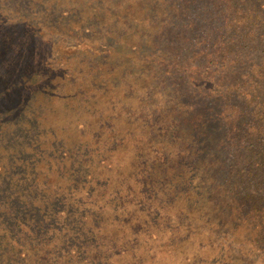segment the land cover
<instances>
[{"label": "trees", "instance_id": "obj_1", "mask_svg": "<svg viewBox=\"0 0 264 264\" xmlns=\"http://www.w3.org/2000/svg\"><path fill=\"white\" fill-rule=\"evenodd\" d=\"M147 1L0 0L1 132L8 135L7 131L12 132L16 124L25 123L24 119H38L44 123L61 112L67 116L66 121L78 127L80 136L84 126L92 135L89 142L92 151L82 150V143H79L62 152L65 160L74 162V167L66 163L64 168L57 169L61 174L69 173L74 177L67 178L66 207L62 210L53 207V215L42 218V222L55 223L65 217L69 224L85 229L80 236L82 243L76 239L61 247L54 241L58 253L65 252L60 255L61 258L64 256L61 264H101L102 260H109V252L97 232L106 207L111 209L110 216L117 228L115 232L125 236L127 246L135 239H143L146 245L160 242L158 231L148 228L143 231L148 220L169 221L172 209L178 217L192 214L189 213L193 211L194 203L191 195L188 201L178 197L179 204L189 203V212H185V207L179 208V204L172 202V197L151 190L155 182L164 178L187 180L185 176L191 171L203 168L213 139L212 131L206 126L209 118L218 122L221 128L214 149L231 153L236 146H251L254 139L264 138V67L259 71L255 62L249 70L240 71L247 61L239 50L242 45H228L226 37L232 30L238 32L242 27L240 23L249 19L250 13L238 10L226 15L214 42L209 33L195 35L197 44L203 48L199 52L200 64H191L192 69L209 72L215 63H219L218 71L224 74V83L216 94L206 96L205 106L211 111L209 117L201 118L189 105L203 87L192 95L182 93L180 97L166 91L164 97L162 88L154 83L168 79L172 64L157 52L144 53L138 62H132V57L127 59L122 53L123 42L125 47L135 50L142 45L126 34L124 37L126 30L145 23L154 27L160 25L154 18L159 12L157 4L149 6ZM194 3L197 1H188L189 25L192 27L197 26L203 14L202 8L199 10ZM115 29L118 31L114 32ZM159 35L160 32L155 34L157 40ZM227 71L238 72L239 78L226 79L224 72ZM243 101L252 107L249 115ZM40 115L43 117L38 118ZM245 120L246 134H242L240 129ZM51 128L58 131L63 126L54 120ZM49 142L47 137L39 139L38 136L18 134L1 156L3 162L5 160L4 167L8 159L16 157L19 164L34 147L39 145L43 149ZM115 144L132 147L126 164L112 159L110 149ZM103 145L106 149H101ZM97 146L100 150H95ZM20 148L24 149L20 151ZM262 150L264 157V147ZM42 163L47 162L44 159L39 162L45 168ZM61 163L48 167V172ZM238 172L240 183L245 184L252 178L264 181V161L243 159ZM1 177L5 184H0V207L13 217L21 198L15 200L18 189L9 192L12 188H8V181L16 179L4 176V173ZM213 187L219 196L223 190L221 183L214 181ZM110 190L115 204L102 203L103 193ZM241 199L243 204L246 203V209L241 213L244 219L250 223L257 219L260 222L254 240L264 242V192L247 190ZM221 200L223 202L225 198ZM184 221L192 228L203 223L201 215L186 217ZM117 239L115 236L111 240L112 252H116ZM126 250L125 247L120 249ZM133 257H140L137 251Z\"/></svg>", "mask_w": 264, "mask_h": 264}, {"label": "rangeland", "instance_id": "obj_2", "mask_svg": "<svg viewBox=\"0 0 264 264\" xmlns=\"http://www.w3.org/2000/svg\"><path fill=\"white\" fill-rule=\"evenodd\" d=\"M188 1L193 0H148L149 6L155 3L158 6L159 12L154 18L160 25L155 24L154 27L145 23L126 30L123 36L126 34L129 39L136 40L142 45L135 50L132 47H125L123 42L121 49L127 59L133 58L132 62L141 61L144 53L151 55L157 52L172 64L173 69L169 72L168 79L154 83L162 88L164 97L166 91L180 97L182 93L186 96L192 95L203 87L201 93L190 100L189 107L198 117L208 118L211 111L205 106L206 96L216 94L224 83L222 80L224 74L218 71L219 63H215L211 68L212 71L209 72L200 73L192 69L191 64H200L199 52L203 48L202 45L197 44L199 42L195 35L209 33L211 42H214L224 25L226 15L237 13L238 10L249 12V19L246 18L240 23L242 27L239 31L232 30L226 35L227 43L242 45L239 50L247 61L241 66L240 71L249 70L255 62L258 63L259 71L260 69L263 71L264 0H194L197 1L194 4L199 10L201 8L203 10L196 27L189 25L191 16ZM192 18L194 19V16ZM117 31L115 29L114 32ZM157 31L160 32L158 40L155 38V34L159 33ZM224 73L226 79L229 78L230 81L239 78V73L236 71ZM262 93L263 88L260 94ZM215 102L220 104L217 100ZM243 103L246 105L245 112L249 115L252 107L245 101ZM88 115L83 118L84 122ZM40 117L43 115L38 118ZM66 118L67 116L60 112L58 117L52 116L44 121L45 124L38 119L30 118V121L24 119L25 123L16 124L12 132L7 131L9 136L1 132L2 126H0V163L3 167L5 160L3 162L1 156L6 153L11 139H16L18 134L34 138L38 136L39 139L47 137L50 140L48 146L43 149L39 145L34 147L33 152L23 157L19 164H17L18 159L14 157L7 160L4 167L6 171L3 167L0 168V184H5L4 178L1 177L3 173L7 177H15L16 180L8 181V188H12L9 192L12 193L17 188L15 200L21 198L13 217L0 207V264H61L64 256L61 258L60 255H65V252L59 254L58 246L54 245V241L60 243L61 247L76 239L83 242L80 236L85 229L69 224L65 217L55 223L42 222V218L48 219L53 215V207H58L59 210L66 207L65 195L69 192L67 178L74 177L69 173L61 174L57 169L64 168L66 163L74 167V162L65 160L62 152L69 151V148L79 143H82L80 147L82 150L92 151L93 148L89 144L92 137L89 128L82 127L84 131L80 136L78 127L72 126ZM248 119L247 117L246 120ZM54 120L63 126L61 130L53 131L51 127ZM246 120L242 122L243 126L240 129L242 134H246ZM17 121L19 122V117ZM206 126L212 131L213 139L203 168L191 171L185 176L187 180L164 178L163 181L155 182L154 189L151 190L172 197V202L175 204H179L177 202L179 196L188 201L191 195L194 199L193 211L189 212V203L179 204V208L185 207V212L192 213L186 216L189 219L193 215H201L203 223L192 228L189 224L186 225L184 221L186 217H178L176 210L172 209L169 221L148 220L143 230L148 228L158 231L159 243L146 245L143 239L140 241L135 239L127 246L125 236L115 232L117 228L110 216L111 209L106 207L101 214L103 222L97 232L100 242L109 252V260H102L101 264H264V242L257 243L254 240L260 222L258 219L252 223L247 222L241 215L246 209V203L243 204L241 201L242 195L247 190L263 193L264 181L252 178L250 181H245V184L238 182L240 175L238 171L243 159L264 161L262 155L264 138L257 141L254 139V142L250 143L251 146H236L231 153H228L227 150L214 149L221 132L219 123L209 118ZM104 146H101V149ZM131 148V146L118 147V144H115L110 149V155L114 161L126 164ZM23 149L20 148V151ZM46 150L47 152H44ZM95 150H100V147L97 146ZM43 159L47 163L41 165L47 170L39 165ZM59 161H62L61 165L48 172V167L59 164ZM203 172L208 173L204 175ZM104 173L107 174L106 170ZM214 181H218L223 187L219 196H216ZM23 197L28 198L29 201L24 200ZM222 198H225V201L222 202ZM101 202L115 204L112 190L103 193ZM67 227L72 229L68 230ZM47 228L50 232H46ZM115 236H118L116 252H112L111 240ZM231 243L232 245H229ZM124 247L127 250L120 251ZM134 251L140 256L137 259L133 257Z\"/></svg>", "mask_w": 264, "mask_h": 264}]
</instances>
